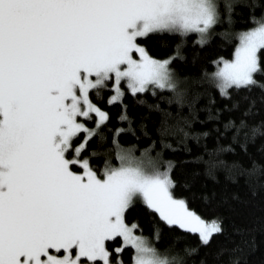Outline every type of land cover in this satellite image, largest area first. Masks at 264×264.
<instances>
[{
  "label": "snow or ice",
  "instance_id": "1",
  "mask_svg": "<svg viewBox=\"0 0 264 264\" xmlns=\"http://www.w3.org/2000/svg\"><path fill=\"white\" fill-rule=\"evenodd\" d=\"M219 23L217 0H0V264H124L126 248L132 264H178L125 222L137 201L169 227L198 234L203 246L223 233L222 222L209 225L174 197L171 162L161 171L152 159L120 150L119 167L106 163L98 176L81 155L88 140L103 138L99 129L108 120L89 93L99 97L110 81L116 85L110 103L122 99L125 81L134 96L151 86L172 92L170 102L180 107L194 104L170 69L181 57L179 46L161 61L138 41L196 33L203 46ZM237 39L234 58L219 62L214 75L223 96L264 88L255 78L264 73V22ZM93 113L96 128L79 122ZM245 127L241 121L236 135ZM251 131L254 137L259 129ZM223 165L209 160V172ZM259 171L253 161L249 174ZM117 238L120 246L110 248ZM229 264L241 262L233 256Z\"/></svg>",
  "mask_w": 264,
  "mask_h": 264
},
{
  "label": "trees",
  "instance_id": "2",
  "mask_svg": "<svg viewBox=\"0 0 264 264\" xmlns=\"http://www.w3.org/2000/svg\"><path fill=\"white\" fill-rule=\"evenodd\" d=\"M217 3L222 23L203 46L197 43L196 33H165L138 41L157 60L174 57L179 46L181 57L173 59L170 67L189 102L195 97L194 104L180 107L170 102L172 92L151 86L150 91L135 96L127 90L116 103L109 102L114 92L110 83L99 97L93 90L89 97L108 120L99 129L103 138L98 134L88 140L81 155L89 159L98 176L106 163L119 167L120 150H131L134 156L148 152L164 170L171 162L174 197L184 200L204 221L222 222L223 233L203 246L198 234L169 227L157 213L135 202L125 213V222L138 225L136 233L148 238L162 255L178 264H229L233 256L241 264H264V88L229 89L228 96H223L214 78L218 63L233 58L238 34L264 22V0ZM225 3L231 5L230 11ZM255 78L264 85V73ZM241 121L246 127L237 136ZM229 124L234 127L226 128ZM96 125L92 116L88 126L93 129ZM253 128L259 129L254 137ZM83 137L84 133L79 134L74 143ZM93 152L96 155H90ZM209 160L224 161V165L210 173ZM253 161L260 164V171L250 175ZM234 163L241 167H232ZM157 230L159 239L154 238ZM108 243L110 248L119 247L121 239ZM186 249L197 251L189 254ZM132 255L126 248L124 264H132Z\"/></svg>",
  "mask_w": 264,
  "mask_h": 264
},
{
  "label": "rangeland",
  "instance_id": "3",
  "mask_svg": "<svg viewBox=\"0 0 264 264\" xmlns=\"http://www.w3.org/2000/svg\"><path fill=\"white\" fill-rule=\"evenodd\" d=\"M197 39H199V36H198V34H197ZM135 58H139L138 57V55L135 57ZM233 58H234V56H233ZM232 58V59H233ZM169 59V58H168ZM168 59H163V60H168ZM231 59V60H232ZM157 60V59H156ZM163 60H161V61H163ZM226 61H230V60H226ZM221 66H222V64H221ZM170 69H171V67H170ZM217 70H218V68L216 69V71H215V73L217 72ZM171 71L173 72V70L171 69ZM215 73H214V75H215ZM173 74H174V76H175V78H176V80L178 81V86L180 87V88H182V85H181V81H180V79H178V77L176 76V74L173 72ZM216 81V80H215ZM217 82V81H216ZM111 85H112V88H113V91H114V89H115V87H116V85L113 83V82H109ZM120 90H121V92L123 93V96H124V93L127 91V90H129L128 89V87H127V83L125 82V81H121V84H120ZM130 91V90H129ZM112 95H114V92H113V94ZM111 95V96H112ZM123 96H122V98H123ZM109 101H110V99H109ZM92 116H95V114L93 113V114H91ZM96 117V116H95ZM97 117H96V122H97ZM78 120H79V122H81V123H84L85 125H86V127H88L89 128V126H88V121L89 120H85L83 117H80V118H78ZM135 157H137V158H142V159H152L153 161H155V159H153L152 158V156L150 155V153H148V152H146V153H142L141 154V156H135ZM156 162V161H155ZM158 163V162H157ZM159 164V163H158ZM160 170L161 171H164V169H162L161 167H160ZM83 170H81V171H77V172H82ZM178 199V198H177ZM137 202H139V201H137ZM202 219V218H201ZM206 222V221H205ZM206 223H208V222H206ZM209 225H211V223H208ZM137 235H140V234H138V233H136Z\"/></svg>",
  "mask_w": 264,
  "mask_h": 264
}]
</instances>
